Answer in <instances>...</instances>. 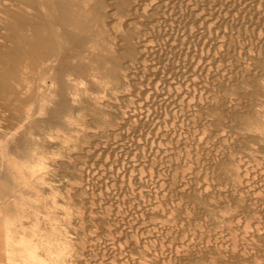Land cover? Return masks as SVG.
Returning <instances> with one entry per match:
<instances>
[{"label": "rangeland", "instance_id": "rangeland-1", "mask_svg": "<svg viewBox=\"0 0 264 264\" xmlns=\"http://www.w3.org/2000/svg\"><path fill=\"white\" fill-rule=\"evenodd\" d=\"M100 1L0 0V264H264V0L186 42Z\"/></svg>", "mask_w": 264, "mask_h": 264}, {"label": "bare ground", "instance_id": "bare-ground-1", "mask_svg": "<svg viewBox=\"0 0 264 264\" xmlns=\"http://www.w3.org/2000/svg\"><path fill=\"white\" fill-rule=\"evenodd\" d=\"M110 2H111V5L110 4H108V5H110L111 7H109V8H112V9H118V10H128V11H133L135 8H140V7H142V6H146V12H147V16H149V18H151V22H148L147 23V21L145 22V23H147V25H145V23L143 22V27L141 28L140 26V28L141 29H143V30H145V32H147V30H149V32H150V34L151 35H153V36H156L157 37V35H160L161 36V34H163V33H165V34H168L169 35V33H173V34H175L176 35V39L177 40H183L184 42H186V41H188V39L190 38L189 37V34H190V30H189V27H188V25L189 24H191L192 25V30H195L196 29V27H198V23L200 22L201 24H205L206 22V20L207 19H209L208 17L210 16H212V15H214V14H216V13H219L220 11L222 12V10H227L228 11V9L229 8H227L226 7V5H227V3H229V1L227 2V0H109ZM108 1V2H109ZM231 1V0H230ZM252 1V0H251ZM44 2H45V0H35V3H36V5L39 7V8H43L44 7ZM100 2H102V0L100 1ZM106 2V1H105ZM108 2H106V3H108ZM109 2V3H110ZM232 2V1H231ZM230 2V3H231ZM244 2V1H243ZM254 2V1H253ZM256 2V1H255ZM46 3V2H45ZM103 4H101V7L99 6V10H100V8H103L102 7V5H105L104 4V2H102ZM235 3H236V1H235ZM238 3V2H237ZM236 3V4H237ZM54 5V4H53ZM108 5H107V8H108ZM228 5H231V4H228ZM239 5V4H238ZM94 6H96L95 4H94ZM233 6H235L234 4H233ZM237 6V5H236ZM235 6V7H236ZM247 7V6H246ZM46 8V7H45ZM95 8V7H94ZM144 8V7H143ZM233 8V7H232ZM264 8V7H263ZM55 9V8H54ZM142 9V8H141ZM145 9V8H144ZM231 9V8H230ZM229 9V10H230ZM235 9V8H234ZM42 10V9H41ZM104 10V9H103ZM236 10V9H235ZM106 11V10H105ZM105 11H104V14H105ZM142 11H144V10H142ZM233 11V10H232ZM239 11V10H238ZM245 11V10H244ZM42 12V11H41ZM99 12V11H98ZM102 12V11H101ZM107 12H109V11H107ZM220 12V13H221ZM44 12H42V14H43ZM132 13V12H131ZM130 13V14H131ZM230 13V12H229ZM51 14V13H50ZM107 14V13H106ZM145 15H146V13H144ZM222 14V13H221ZM255 14V13H254ZM108 15V14H107ZM134 15V14H133ZM224 15V14H223ZM227 15V14H226ZM131 16V15H130ZM134 16H136V15H134ZM262 16V15H261ZM96 17V16H95ZM119 17H121V16H119ZM213 17V16H212ZM229 17H231L230 15H229ZM238 17V16H237ZM247 17V16H246ZM101 18V17H100ZM103 19L105 18V17H102ZM101 18V19H102ZM112 18V17H111ZM126 20L129 18V17H127L126 18V16L124 17ZM131 18V17H130ZM135 17H133V19H134ZM141 18V17H140ZM143 19H144V17H142ZM262 18H263V16H262ZM100 19V20H101ZM136 19V18H135ZM138 19V18H137ZM142 19V20H143ZM147 18H145L143 21H145ZM220 19V18H219ZM218 19V20H219ZM238 19V18H237ZM112 20V19H111ZM132 20V19H131ZM130 19L129 20H127V21H131ZM141 20V21H142ZM240 20V19H239ZM238 20V21H239ZM250 20H253V19H250ZM260 20V19H259ZM50 21H51V19H50ZM108 21V20H107ZM123 21V20H122ZM125 21V20H124ZM123 21V25L124 24H127L126 22H124ZM137 21V20H136ZM150 21V20H149ZM247 21V20H246ZM209 22V21H208ZM254 22V21H253ZM256 22V21H255ZM52 23V22H51ZM108 22H106V24H107ZM141 24H142V22H140ZM227 23V22H226ZM260 23H261V20H260ZM259 23V24H260ZM215 24H216V22H215ZM214 24V25H215ZM220 24H221V22H220ZM233 24V23H232ZM243 24V23H242ZM129 26V25H128ZM130 26H132V25H130ZM136 26H138V25H136ZM135 26V27H136ZM199 26H200V24H199ZM202 26V25H201ZM219 26V25H218ZM228 26V25H227ZM235 26V25H234ZM237 26V25H236ZM241 26V25H240ZM134 27V28H135ZM139 27L137 28V29H139ZM121 28H122V26H121ZM133 28V29H134ZM199 28V27H198ZM264 28V27H263ZM55 29V36H57V28H54ZM53 29V30H54ZM60 29V28H59ZM141 29H139V30H141ZM142 30V31H143ZM133 31H138V30H133ZM195 31H198V30H195ZM256 31V30H255ZM124 32V31H123ZM135 32H133V33H135ZM199 32V31H198ZM54 33V32H53ZM114 33V32H113ZM139 33H140V31H139ZM148 33V32H147ZM192 33V32H191ZM212 33V32H211ZM66 34V33H65ZM141 34V33H140ZM138 35V36H140L139 37V39H143V41H138V42H143V44H142V46H144L145 47V43H144V39L146 38H143L142 36L145 34H143V35ZM149 34V33H148ZM150 34H149V36H150ZM225 34V33H224ZM232 34V33H231ZM255 34V33H254ZM62 35H64V33H62ZM74 35V34H73ZM72 35V36H73ZM114 35V34H113ZM164 35V34H163ZM168 35H167V38H168ZM171 35V34H170ZM206 35V34H205ZM217 35V34H216ZM215 35V36H216ZM250 35V34H249ZM71 36V37H72ZM116 36V35H115ZM134 36V35H133ZM133 36H129V35H127V34H125L124 35V43H125V45H127V46H129V47H132L133 48V51H134V48H135V45H134V40H133ZM144 36H146V35H144ZM70 36L68 37L69 39H72ZM164 37V36H163ZM170 37V36H169ZM200 37V36H199ZM241 37V36H240ZM262 37V36H261ZM51 38V37H50ZM75 38V37H74ZM78 38V37H77ZM76 38V39H77ZM80 38V37H79ZM78 38V39H79ZM152 38V37H151ZM202 38V37H201ZM220 38V37H219ZM231 38V37H230ZM75 39V40H76ZM118 39V38H117ZM136 39H137V36H136V38H135V41H136ZM165 39V38H164ZM170 39V38H169ZM73 40V39H72ZM71 40V41H72ZM146 40V39H145ZM157 40H159V39H157ZM156 40V41H157ZM166 40V39H165ZM168 40V39H167ZM186 40V41H185ZM232 40V39H231ZM61 41V40H60ZM66 41V40H65ZM176 41V40H175ZM174 41V42H175ZM195 41V40H194ZM58 42V41H57ZM68 42V41H67ZM117 42V41H116ZM146 42V41H145ZM177 42V41H176ZM176 42H175V45H176ZM250 42H251V40H250ZM50 43V42H49ZM148 42H146V44H147ZM219 43V42H218ZM57 44V43H56ZM167 43H165V45H166ZM170 44V43H169ZM168 44V45H169ZM184 44V43H183ZM207 44V43H206ZM216 44V43H215ZM246 44V43H245ZM70 45V44H69ZM72 45V44H71ZM139 45V44H138ZM213 45V44H212ZM50 46V45H49ZM147 46V45H146ZM151 46V45H150ZM197 46V45H196ZM63 47V46H62ZM167 47V46H166ZM171 47V45L169 46V48ZM175 47V46H174ZM174 47L172 48V50L174 49ZM230 47V46H229ZM246 47V46H245ZM49 48V47H48ZM137 48V47H136ZM150 48V47H149ZM187 48V47H186ZM214 48V47H213ZM52 49H54V48H52ZM146 49H147V47H146ZM167 49H168V47H167ZM171 49V48H170ZM179 49V48H178ZM211 49V48H210ZM217 49V48H216ZM58 50H60V49H58ZM57 50V51H58ZM117 50V49H116ZM164 50V49H163ZM171 50V51H172ZM57 51H56V53H53V51L51 50V49H49L48 51H46L47 53V56H49V58H58L59 57V52L60 51H58V53H57ZM170 51V52H171ZM175 51V50H174ZM182 51V50H181ZM209 51V50H208ZM117 52V51H116ZM150 52V51H149ZM165 52V51H164ZM183 52V51H182ZM181 52V53H182ZM191 52V51H190ZM174 53V52H173ZM177 53H178V50H177ZM221 53V52H220ZM231 53V52H230ZM260 53V52H259ZM55 54V55H54ZM64 54V53H63ZM189 55V54H188ZM198 55V54H197ZM171 56V55H170ZM180 56V55H179ZM223 56V55H222ZM244 56V55H243ZM118 57H119V55H118ZM163 57V56H162ZM48 58V57H47ZM173 58V57H172ZM171 58V59H172ZM189 58V57H188ZM206 58H207V56H206ZM137 59V58H136ZM223 59V58H222ZM236 59V58H235ZM245 59V58H244ZM260 59V58H259ZM160 60V59H159ZM180 60V59H179ZM51 61V60H50ZM188 61V60H187ZM216 61V60H215ZM235 61V60H234ZM58 62H60V61H58ZM122 62V61H121ZM163 62V61H162ZM195 62V61H194ZM213 62V61H212ZM218 62V61H217ZM49 63V62H48ZM52 63V62H51ZM120 63V62H119ZM192 63V62H191ZM244 63V62H243ZM53 64H55V63H53ZM167 64H169V63H167ZM173 64V63H172ZM176 64V63H175ZM175 64H173V65H175ZM235 64V63H234ZM242 64V63H241ZM47 65V64H46ZM159 65V64H158ZM170 65V64H169ZM183 65V64H182ZM200 65V64H199ZM49 66V65H48ZM122 66V65H121ZM157 66V65H156ZM179 66H181V65H179ZM224 66V65H223ZM170 67H171V65H170ZM169 67V68H170ZM178 67V66H177ZM193 67V66H192ZM198 67V66H197ZM165 68H167V66H165ZM172 68V67H171ZM224 68H225V66H224ZM180 69V68H179ZM190 69V68H189ZM161 70V69H160ZM164 70V69H163ZM168 70V69H167ZM167 70H165V71H167ZM169 70H171V69H169ZM173 70V69H172ZM177 70V69H176ZM196 70V69H195ZM230 70V69H229ZM249 70V69H248ZM179 72V71H178ZM180 72H181V70H180ZM189 72V71H188ZM196 72V71H195ZM248 72V71H247ZM35 73V72H34ZM157 73H158V71H157ZM166 73V72H165ZM171 73H172V71H171ZM170 73V74H171ZM173 73H175V72H173ZM177 73V72H176ZM175 73V74H176ZM227 73V72H226ZM38 74V73H37ZM135 74V73H134ZM169 74V73H168ZM174 74V75H175ZM178 74V73H177ZM215 74V73H214ZM137 75V74H136ZM163 75V74H162ZM181 75V74H180ZM179 75V76H180ZM202 75V74H201ZM54 76V75H53ZM171 76V75H170ZM211 76V75H210ZM252 76V75H251ZM156 77V76H155ZM158 77H162L161 75L160 76H158ZM220 77V76H219ZM145 78V77H144ZM155 79V78H154ZM223 79V78H222ZM133 80V79H132ZM168 80V79H167ZM47 81V80H46ZM146 81V80H145ZM156 81V80H155ZM158 81H159V79H158ZM185 81V80H184ZM214 82V81H213ZM222 82V81H221ZM53 83V82H52ZM152 83V82H151ZM157 83V82H156ZM173 83V82H172ZM45 85V84H44ZM44 85H42V86H44ZM151 85V84H150ZM169 85V84H168ZM181 85V84H180ZM188 85V84H187ZM195 85V84H194ZM197 85V84H196ZM210 85V84H209ZM46 86V85H45ZM49 86V85H48ZM161 86H163V85H161ZM200 86V85H199ZM211 86V85H210ZM222 86V85H221ZM171 87V86H170ZM205 88V87H204ZM215 89V88H214ZM40 90V89H39ZM143 90V89H142ZM172 90V89H171ZM48 92V91H47ZM171 93H172V91H170ZM204 92V91H203ZM206 93V92H205ZM39 94V93H38ZM133 94V93H132ZM131 94V95H132ZM154 94V93H153ZM165 94V93H164ZM186 94V93H185ZM238 94V93H237ZM246 94H247V92H246ZM161 95V94H160ZM39 96V95H38ZM46 96V95H45ZM52 96V95H51ZM141 96V95H140ZM158 96V95H157ZM170 96V95H169ZM168 96V97H169ZM206 96V95H205ZM167 97V96H166ZM165 97V98H166ZM185 97V96H184ZM194 97V96H193ZM192 97V98H193ZM207 97V96H206ZM48 98V97H47ZM53 98V97H52ZM151 98V97H150ZM201 98V97H200ZM157 99V98H156ZM232 99V98H231ZM42 100V99H41ZM206 100V99H205ZM208 101V100H207ZM41 102V101H40ZM45 102V101H44ZM245 102V101H244ZM43 104V103H42ZM45 104V103H44ZM53 104V103H52ZM162 104V103H161ZM192 104V103H191ZM195 104V103H194ZM48 105V104H47ZM190 105V104H189ZM167 106V105H166ZM214 106H216V105H214ZM142 108V107H141ZM207 108V107H206ZM151 109V108H150ZM223 109V108H222ZM228 109V108H227ZM156 110V109H155ZM159 110H160V107H159ZM168 110V109H167ZM176 110V109H175ZM224 110V109H223ZM229 110V109H228ZM152 111V110H151ZM182 111V110H181ZM184 112V111H183ZM150 113V112H149ZM29 114V113H28ZM46 114V113H45ZM44 114V115H45ZM177 114V113H176ZM185 114V113H184ZM129 117V116H128ZM159 118V117H158ZM53 119V118H52ZM145 119H147V118H145ZM198 122V121H197ZM146 123V122H145ZM144 123V124H145ZM160 123V122H159ZM175 123V122H174ZM125 124V123H124ZM167 124V123H166ZM202 124V123H201ZM143 125V124H142ZM148 125V124H147ZM197 126V125H196ZM123 126H121V128H122ZM136 127V126H135ZM24 128V127H23ZM188 128V127H187ZM100 129V128H99ZM122 130V129H121ZM128 131V130H127ZM137 131V130H136ZM151 131V130H150ZM187 131V130H186ZM196 131V130H195ZM162 132V131H161ZM151 133V132H150ZM122 134V133H121ZM130 134V133H129ZM152 134V133H151ZM159 134V133H158ZM194 134V133H193ZM174 135V134H173ZM12 137V136H11ZM141 137H142V134H141ZM140 137V138H141ZM194 137V136H193ZM122 138V137H121ZM167 138H168V136H167ZM133 139V138H132ZM156 139V138H155ZM121 140V139H120ZM172 140V139H171ZM186 140V139H185ZM7 141V140H6ZM105 141V140H104ZM155 141V140H154ZM153 141V142H154ZM114 143V142H113ZM9 144V143H8ZM134 144V143H133ZM141 144V143H140ZM183 144V143H182ZM212 144V143H211ZM146 145V144H145ZM178 145V144H177ZM134 146V145H133ZM137 146V145H136ZM173 147V146H172ZM110 148V147H109ZM137 148V147H136ZM196 148H197V146H196ZM108 149V148H107ZM116 149V148H115ZM146 149V148H145ZM202 149V148H201ZM205 149V148H204ZM105 151V150H104ZM111 152H112V149H111ZM228 152V151H227ZM115 154V153H114ZM165 154V153H164ZM170 154V153H169ZM127 155V154H126ZM136 155H137V153H136ZM208 155V154H207ZM148 157V156H147ZM179 157V156H178ZM134 158V157H133ZM148 159V158H147ZM201 159V158H200ZM101 160V159H100ZM180 160V159H179ZM117 161V160H116ZM95 162V161H94ZM163 162V161H162ZM179 162V161H178ZM177 162V163H178ZM197 162V161H196ZM99 163V162H98ZM192 163V162H191ZM129 164V163H128ZM147 164V163H146ZM106 165V164H105ZM196 164H194V166H195ZM239 165V164H238ZM155 166V165H154ZM208 167V166H207ZM128 168V167H127ZM157 171V170H156ZM146 172V171H145ZM126 173V172H125ZM211 174V173H210ZM124 175V174H123ZM133 175H134V173H133ZM106 176V175H105ZM154 176V175H153ZM185 176V175H184ZM183 176V177H184ZM197 176V175H196ZM135 177V176H134ZM125 178V177H124ZM131 178V177H130ZM140 178H141V176H140ZM184 179V178H183ZM156 181V180H155ZM166 181V180H165ZM115 182V181H114ZM189 182V181H188ZM201 183V182H200ZM208 183V182H207ZM233 185V184H232ZM231 185V186H232ZM155 188V187H154ZM163 188H164V186H163ZM173 188V187H172ZM184 188V187H183ZM227 188V187H226ZM111 189V188H110ZM96 190V189H95ZM240 190V189H239ZM233 191V190H232ZM150 192V191H149ZM171 192V191H170ZM249 192V191H248ZM111 194V193H110ZM171 194V193H170ZM165 195V194H164ZM105 199V198H104ZM166 199V198H165ZM107 200V199H106ZM128 200V199H127ZM119 201V200H118ZM180 201V200H179ZM131 203H133V202H131ZM133 207V206H132ZM112 208V207H111ZM144 208V207H143ZM112 210V209H111ZM127 211V210H126ZM135 212V211H134ZM196 212V211H195ZM155 213V212H154ZM126 215V214H125ZM108 220V219H107ZM132 225V224H131ZM161 226V225H160ZM181 226V225H180ZM131 228V227H130ZM111 232V231H110ZM159 232V231H158ZM166 236V235H165ZM190 237V236H189ZM164 240V239H163ZM109 250V249H108ZM190 251V250H189ZM104 253V252H103ZM189 254V253H188Z\"/></svg>", "mask_w": 264, "mask_h": 264}]
</instances>
